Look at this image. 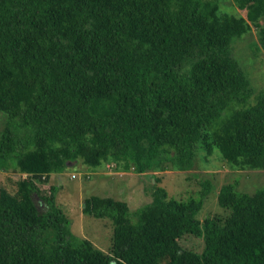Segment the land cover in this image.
I'll return each mask as SVG.
<instances>
[{
    "label": "trees",
    "instance_id": "trees-1",
    "mask_svg": "<svg viewBox=\"0 0 264 264\" xmlns=\"http://www.w3.org/2000/svg\"><path fill=\"white\" fill-rule=\"evenodd\" d=\"M232 2L243 15L220 0H0V170L24 174L0 188V264H264V186L221 184L226 214L199 219L208 178L181 199L152 174L211 154L264 169V88L254 92L231 52L249 23L264 49V0ZM102 161L154 180L131 211L108 195L82 199L83 213L111 221L106 251L70 231L56 185H37ZM185 233L200 251L180 246Z\"/></svg>",
    "mask_w": 264,
    "mask_h": 264
},
{
    "label": "rangeland",
    "instance_id": "rangeland-1",
    "mask_svg": "<svg viewBox=\"0 0 264 264\" xmlns=\"http://www.w3.org/2000/svg\"><path fill=\"white\" fill-rule=\"evenodd\" d=\"M219 6L224 11L244 14L232 0H220ZM259 22L264 24V16ZM255 30L256 27L249 23L247 31L233 37L231 41L232 55L240 66H243L254 92L264 88V49H255ZM226 112L227 108L223 109L221 115ZM4 118V113L0 111V127ZM207 159L206 162L197 160L188 170L152 171L157 185L162 186L169 196L181 199L195 196L202 179L210 180L211 189L196 213L199 219L206 215L226 214L227 210L216 201V192L221 184L232 182L236 190L246 192L264 186V169L231 168L217 154H211ZM152 174L137 173L132 169L117 170L113 161H102L95 167L76 162L68 163L60 172L50 173L46 181L37 182V185L43 193L48 192L50 184L56 185L54 200L69 219L70 231L77 236L88 238L95 247L106 251L110 244L111 221L108 217L83 213L82 199L89 194L108 195L125 200L131 211L149 200L150 184L154 181ZM23 175L19 172L0 170V188L13 192L15 180ZM178 241L181 247L194 251H200L202 247L201 237L189 233L183 234Z\"/></svg>",
    "mask_w": 264,
    "mask_h": 264
},
{
    "label": "built area",
    "instance_id": "built-area-1",
    "mask_svg": "<svg viewBox=\"0 0 264 264\" xmlns=\"http://www.w3.org/2000/svg\"><path fill=\"white\" fill-rule=\"evenodd\" d=\"M71 176H73V173H71Z\"/></svg>",
    "mask_w": 264,
    "mask_h": 264
}]
</instances>
